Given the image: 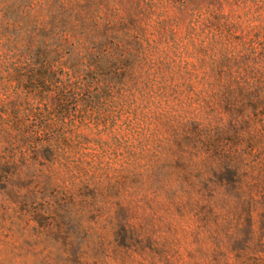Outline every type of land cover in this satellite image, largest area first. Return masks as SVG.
I'll return each mask as SVG.
<instances>
[{"label": "trees", "instance_id": "trees-1", "mask_svg": "<svg viewBox=\"0 0 264 264\" xmlns=\"http://www.w3.org/2000/svg\"><path fill=\"white\" fill-rule=\"evenodd\" d=\"M213 1L0 0L1 199L43 201L76 114L104 124L117 65L143 70L160 54L149 85L163 97L165 58L202 56L227 122L185 152L170 205L192 213L204 264H264V0ZM163 5L178 16L152 41L148 17ZM78 178L71 202L88 187Z\"/></svg>", "mask_w": 264, "mask_h": 264}, {"label": "rangeland", "instance_id": "rangeland-1", "mask_svg": "<svg viewBox=\"0 0 264 264\" xmlns=\"http://www.w3.org/2000/svg\"><path fill=\"white\" fill-rule=\"evenodd\" d=\"M153 13L147 33L155 41L159 26L178 15L170 5ZM159 57L151 53L149 67ZM169 57V76L162 68L168 88L158 93L163 97H155L156 83L149 85L156 66L145 67L146 74L136 60L126 73L116 66L104 124L95 128L96 117L76 114L73 131L79 135H64L52 186L37 198L42 202L14 206L0 195V264H204L202 246L191 236L198 230L192 213L170 204L183 185L186 153L192 145L200 149L198 139L217 132L227 118L217 87L207 86L212 78L199 63L202 56L183 58L185 69ZM75 175L88 187L71 202Z\"/></svg>", "mask_w": 264, "mask_h": 264}]
</instances>
